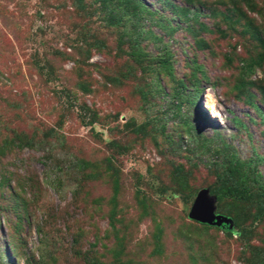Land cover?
Segmentation results:
<instances>
[{
	"label": "rangeland",
	"instance_id": "rangeland-1",
	"mask_svg": "<svg viewBox=\"0 0 264 264\" xmlns=\"http://www.w3.org/2000/svg\"><path fill=\"white\" fill-rule=\"evenodd\" d=\"M0 264H264V0H0Z\"/></svg>",
	"mask_w": 264,
	"mask_h": 264
},
{
	"label": "water",
	"instance_id": "water-1",
	"mask_svg": "<svg viewBox=\"0 0 264 264\" xmlns=\"http://www.w3.org/2000/svg\"><path fill=\"white\" fill-rule=\"evenodd\" d=\"M201 192L206 193L205 190ZM206 198L207 199H206L205 208H200V212L197 214L193 212L192 218L202 223H207L209 225H216V226H222L223 224L230 225L231 219L229 217L214 213L213 198L209 197L207 193H206ZM189 215H190V211H189Z\"/></svg>",
	"mask_w": 264,
	"mask_h": 264
},
{
	"label": "trees",
	"instance_id": "trees-1",
	"mask_svg": "<svg viewBox=\"0 0 264 264\" xmlns=\"http://www.w3.org/2000/svg\"><path fill=\"white\" fill-rule=\"evenodd\" d=\"M244 192H246V188L242 187V188H239V187H235L233 185H227L225 186L224 188H222V193L221 195L222 196H226V195H229V196H240L242 195ZM195 200V199H194ZM186 209L187 206H185ZM191 208V206H190ZM190 208H189V211H190ZM189 211H188V216L189 215ZM228 226V225H227ZM238 233L240 234V231H238Z\"/></svg>",
	"mask_w": 264,
	"mask_h": 264
}]
</instances>
